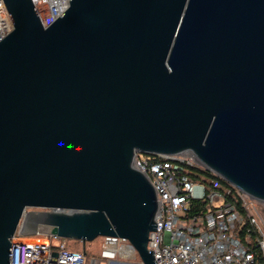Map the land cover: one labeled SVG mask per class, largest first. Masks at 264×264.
<instances>
[{
  "label": "water",
  "instance_id": "95a60500",
  "mask_svg": "<svg viewBox=\"0 0 264 264\" xmlns=\"http://www.w3.org/2000/svg\"><path fill=\"white\" fill-rule=\"evenodd\" d=\"M4 3L0 264L41 230L158 264L137 151H191L264 202V0H69L47 26L32 0Z\"/></svg>",
  "mask_w": 264,
  "mask_h": 264
},
{
  "label": "built area",
  "instance_id": "2783aa9c",
  "mask_svg": "<svg viewBox=\"0 0 264 264\" xmlns=\"http://www.w3.org/2000/svg\"><path fill=\"white\" fill-rule=\"evenodd\" d=\"M32 1L45 26L69 5V0ZM12 28L4 0H0V40ZM132 165L150 180L157 193V230L149 233L153 239H149L148 249L154 250L158 264H264V229L258 221L254 201L244 191L231 184L237 196L235 200L228 199L222 189V178L211 171L216 178L210 183L204 182L205 211L192 213L196 208L193 189L198 179L190 171L193 167H205L191 151L170 155L137 151ZM245 219L249 221L248 227ZM252 228L256 231L254 240ZM35 236L36 241H14L10 264H85L86 254L68 248L64 238L47 230L38 231ZM114 245L131 247L133 255L122 256L119 249L110 252ZM136 256L127 239L104 237L101 258L110 262L132 260ZM100 261L92 257L90 264Z\"/></svg>",
  "mask_w": 264,
  "mask_h": 264
},
{
  "label": "rangeland",
  "instance_id": "374dc122",
  "mask_svg": "<svg viewBox=\"0 0 264 264\" xmlns=\"http://www.w3.org/2000/svg\"><path fill=\"white\" fill-rule=\"evenodd\" d=\"M193 194L196 199H202L204 197V182L201 180H197L194 184ZM254 201V204L257 208V212L259 213L258 221L262 228L264 229V202L256 200L252 198ZM23 236H20L22 238H19V235H17V238L14 239V241H19L21 239L36 241V236L34 233H28V234H22ZM36 239V240H35ZM62 239V238H60ZM66 241V244L68 248L70 249H76L83 251V242L80 240L75 239H69L64 238ZM59 240V239H58ZM57 240V241H58ZM104 243V237L100 236L96 238L93 241H86L85 242V250L87 252L86 254V261L85 264H90L92 257H96L98 259H101V261L98 264H141V260L139 256H136V258L129 260V259H116L108 262V260L103 259L100 257L101 255V249Z\"/></svg>",
  "mask_w": 264,
  "mask_h": 264
},
{
  "label": "trees",
  "instance_id": "16d2710c",
  "mask_svg": "<svg viewBox=\"0 0 264 264\" xmlns=\"http://www.w3.org/2000/svg\"><path fill=\"white\" fill-rule=\"evenodd\" d=\"M190 175H192L194 178L201 180L205 183H210L212 179L216 178V176L208 169L206 168H199V167H193L190 171ZM222 183V189L226 192L227 198L230 200H235V197L237 196V190L234 186H232L227 181L221 179ZM197 202V203H195ZM205 205L206 201L202 199H195L194 200V208L192 210V213H201L205 211ZM249 226V221L245 219V227ZM244 232H241L243 234ZM256 231L254 228H252V238L255 239Z\"/></svg>",
  "mask_w": 264,
  "mask_h": 264
},
{
  "label": "bare ground",
  "instance_id": "6f19581e",
  "mask_svg": "<svg viewBox=\"0 0 264 264\" xmlns=\"http://www.w3.org/2000/svg\"><path fill=\"white\" fill-rule=\"evenodd\" d=\"M117 249H119L120 250V253H121V255L122 256H131V255H133V249L131 248V247H129V246H124V247H118V246H116V245H114L112 248H111V250H110V252H113V251H115V250H117Z\"/></svg>",
  "mask_w": 264,
  "mask_h": 264
},
{
  "label": "flooded vegetation",
  "instance_id": "af4514ba",
  "mask_svg": "<svg viewBox=\"0 0 264 264\" xmlns=\"http://www.w3.org/2000/svg\"><path fill=\"white\" fill-rule=\"evenodd\" d=\"M84 254H87L86 250L83 249Z\"/></svg>",
  "mask_w": 264,
  "mask_h": 264
}]
</instances>
